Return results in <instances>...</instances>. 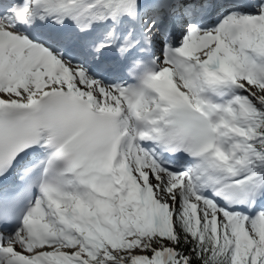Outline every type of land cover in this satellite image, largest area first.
<instances>
[{
    "label": "snow or ice",
    "instance_id": "snow-or-ice-1",
    "mask_svg": "<svg viewBox=\"0 0 264 264\" xmlns=\"http://www.w3.org/2000/svg\"><path fill=\"white\" fill-rule=\"evenodd\" d=\"M0 264H264V0H0Z\"/></svg>",
    "mask_w": 264,
    "mask_h": 264
}]
</instances>
